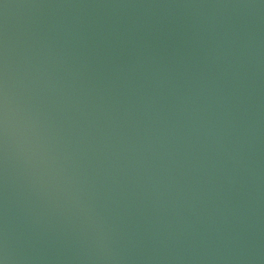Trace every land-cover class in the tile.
Listing matches in <instances>:
<instances>
[{"label":"water","instance_id":"1","mask_svg":"<svg viewBox=\"0 0 264 264\" xmlns=\"http://www.w3.org/2000/svg\"><path fill=\"white\" fill-rule=\"evenodd\" d=\"M0 264H264V0H0Z\"/></svg>","mask_w":264,"mask_h":264}]
</instances>
